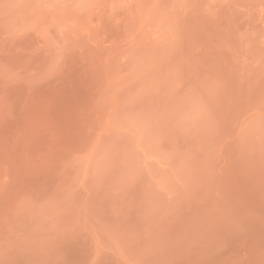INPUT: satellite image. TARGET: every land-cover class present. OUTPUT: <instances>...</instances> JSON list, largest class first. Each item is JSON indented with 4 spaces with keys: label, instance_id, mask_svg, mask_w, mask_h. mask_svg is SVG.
<instances>
[{
    "label": "rangeland",
    "instance_id": "obj_1",
    "mask_svg": "<svg viewBox=\"0 0 264 264\" xmlns=\"http://www.w3.org/2000/svg\"><path fill=\"white\" fill-rule=\"evenodd\" d=\"M0 264H264V0H0Z\"/></svg>",
    "mask_w": 264,
    "mask_h": 264
}]
</instances>
